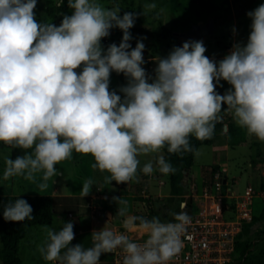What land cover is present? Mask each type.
I'll use <instances>...</instances> for the list:
<instances>
[{
  "label": "clouds",
  "instance_id": "clouds-1",
  "mask_svg": "<svg viewBox=\"0 0 264 264\" xmlns=\"http://www.w3.org/2000/svg\"><path fill=\"white\" fill-rule=\"evenodd\" d=\"M63 2L56 0V7ZM67 3L72 14L56 26L37 22V0H0V143L24 152L5 160V181L23 177L35 182L42 174L38 187L43 191L59 175L56 166L73 153L91 156V168L104 175L105 184L138 183L140 172L167 176L176 169L163 150L181 158L198 154L190 137L211 139L225 110L238 127L264 143V4L247 13V43H234L219 62L205 55L203 41H187L157 59L151 78L142 67L143 38L134 49L130 43L135 14L121 16L119 5L106 8L99 0ZM155 8V3L145 4L142 15ZM114 28L123 33L122 40L104 49L101 41ZM113 72L128 81L119 89L122 96L110 91ZM220 81L230 85L223 95L215 90ZM140 157L151 159L141 168ZM93 185L92 179L82 184V198ZM113 201L117 216L124 217L123 228L144 234L143 243L104 227L92 232L91 247L72 246L69 221L58 231L44 227L46 238L38 247L43 260L100 264L103 254L120 249L123 264H171L183 249L191 217L170 213L172 221L164 222L159 216L127 215L128 201ZM32 212L26 200L17 198L4 206L3 219L31 221Z\"/></svg>",
  "mask_w": 264,
  "mask_h": 264
},
{
  "label": "rangeland",
  "instance_id": "rangeland-1",
  "mask_svg": "<svg viewBox=\"0 0 264 264\" xmlns=\"http://www.w3.org/2000/svg\"><path fill=\"white\" fill-rule=\"evenodd\" d=\"M99 2L106 8L119 5L121 16L125 12H131L137 16L134 27L130 29L132 36L130 43L135 48L137 41L143 38L145 48L142 67L151 78L155 76L157 59L166 58L174 47L182 46L179 45V36L175 35L176 33L187 31L198 19L204 21L202 24L212 19L213 32L192 41H203L207 49L205 55L216 57L218 58L216 62H219L231 52L234 43H247L251 25V19L247 13L256 9L260 4H264V0H99ZM151 3H155L156 8L142 15L144 5ZM52 5H56V0H37L34 12L38 23L51 22L59 26L65 15L72 14L71 10L51 17L45 8ZM143 29L158 33L165 32V35L156 38L143 32ZM122 36L123 33L119 29H111L110 35L101 41L103 48L106 49L113 43L119 46ZM127 82L123 74L118 75L113 72L110 77V91H115L122 96L119 89L126 86ZM229 88V84L220 81L215 90L223 95ZM222 107L226 108V105ZM228 119L234 122L231 114ZM246 136L245 144L228 146L225 133H219L213 145L200 146L197 149L198 154L194 156L188 177L185 178L188 180L185 192L181 195L171 194L168 175H162L159 171H155L151 176L144 175L142 172L138 173L140 176L138 183L133 181L128 184H116L113 181L111 184H105L104 175L91 168L94 162L92 157L76 153H73L71 159L56 166L59 175L49 180L48 188L43 191L38 187V184L42 182V174H37L35 182L25 180L23 177L5 181L3 179L5 160L8 158L15 160L24 155V152L21 149H10L0 143V194L30 196L55 194L69 197L53 196L56 211L59 214L53 218L52 225L31 226L27 236L19 242L22 264H48L38 252V247L46 238L45 226L58 231L63 227V223L71 221L74 225L73 231L75 229L83 231L74 236L72 246L83 243L85 248L91 247V235L86 230L93 222L103 221V224L97 227V231L104 227L109 229L112 225L122 224L124 217L117 216L118 205L113 201V197H122L128 201L127 215L154 214L162 221L168 222L173 219L170 213L183 211L188 214L189 208L182 203L188 201L190 185L194 182L198 185L201 183L199 180L201 173L206 175L204 180L206 181L208 172L206 173L204 168L215 163L225 165L227 168L228 185L224 187L225 191L230 187L234 193L242 194L246 186L259 189L261 183H264V161L258 158L260 155L264 156V143L247 133ZM162 154L164 156V150ZM149 159L151 157H140V167L142 168ZM253 162H258L260 166L255 168ZM88 179L94 180V185L90 194L82 198L80 195L82 184ZM97 196H100L97 198L99 204H91ZM101 207L102 212H99ZM263 208L264 197H257L255 200L256 214L259 215ZM106 212L111 214L107 215ZM68 213L74 215L72 219H68ZM250 229L249 241L253 244L251 251L253 253L264 251V220L253 223Z\"/></svg>",
  "mask_w": 264,
  "mask_h": 264
},
{
  "label": "built area",
  "instance_id": "built-area-1",
  "mask_svg": "<svg viewBox=\"0 0 264 264\" xmlns=\"http://www.w3.org/2000/svg\"><path fill=\"white\" fill-rule=\"evenodd\" d=\"M210 174L199 185L196 182L190 185L188 201L182 203L189 208L191 224L182 236L183 249L171 264H230L237 236L257 215L255 200L264 197L263 190L246 186L242 194L234 193L230 187L225 191L228 181L223 171L211 169ZM94 198L91 204L98 205V196ZM73 216L68 213V219ZM109 229L128 235L133 242L143 243L147 239L140 232H128L122 224ZM106 255L105 264H123L122 250Z\"/></svg>",
  "mask_w": 264,
  "mask_h": 264
},
{
  "label": "trees",
  "instance_id": "trees-1",
  "mask_svg": "<svg viewBox=\"0 0 264 264\" xmlns=\"http://www.w3.org/2000/svg\"><path fill=\"white\" fill-rule=\"evenodd\" d=\"M47 13L51 17H55L57 14L70 12L67 0H64L61 7L56 5L45 8ZM156 38L164 37L165 32L158 33L152 31H145ZM133 48V47H132ZM134 49V48H133ZM216 61L213 58H209ZM223 119L216 123L214 135L211 139L203 142L196 140L194 137H190V143L195 150L202 145H211L219 133L226 134V142L229 146L243 145L246 143V131L238 127L234 122L228 119L226 111L221 113ZM224 125L227 126V130L224 131ZM195 154L185 153L183 158L175 154H169L167 149H164V158L175 169V173L168 175L170 192L172 195H181L185 192V185L188 180L185 179V173L190 172L193 165ZM261 160L264 161V158ZM216 169V168H215ZM261 188L264 191V183L261 184ZM24 199L31 205L34 217L33 220H25L24 222H8L3 219V208L10 201L14 202L15 199ZM55 198L51 195H2L0 194V262L1 264H22V260L19 254V242L27 236L28 230L31 226L35 225H52L53 218L59 213L56 211ZM143 216L147 219H151L154 214ZM61 217V216H60ZM264 220V208L260 211L259 215H256L253 220L244 225L241 232L236 238L235 247L233 252V260L230 264H264V251L253 253L251 248L253 244L249 241V234L251 232V225L255 222ZM91 235V233H89ZM80 243V242H79ZM76 244V243H75ZM83 246L84 244L81 243Z\"/></svg>",
  "mask_w": 264,
  "mask_h": 264
},
{
  "label": "crops",
  "instance_id": "crops-1",
  "mask_svg": "<svg viewBox=\"0 0 264 264\" xmlns=\"http://www.w3.org/2000/svg\"><path fill=\"white\" fill-rule=\"evenodd\" d=\"M204 21L202 20V19H198V20H196V22H195V24H202ZM209 58H213V59H215V60H217L218 58H216V57H209ZM226 111V110H225ZM226 114H227V116L228 117H230V113H228L227 111H226ZM225 139H226V134H225ZM214 142H215V140H214ZM214 142H213V144H214ZM227 143V142H226ZM212 144V145H213ZM228 145V144H227ZM229 146V145H228ZM262 158H264V156L263 155H260L259 156V158L258 159H262ZM253 164H254V167L255 168H258L259 166H260V164L258 163V162H253ZM215 168L216 169H219V170H221V171H223V173H224V175H225V177H226V180L228 181V178H227V168H226V166L224 165V166H221L219 163H215V164H212V165H210V166H207L206 168H204V170H206V173H207V179L210 177V170L211 169H214L215 170ZM208 170V171H207ZM205 173V174H206ZM205 178H206V175H203V173H201L200 174V176H199V180H200V182H204V180H205ZM206 179V180H207ZM262 184V183H261ZM255 190H262V188H261V185H260V188L259 189H255ZM96 194H98V193H96ZM52 196H59V197H66V198H69V197H67V195H55V194H52ZM103 196V195H102ZM73 198H75V199H79L78 197H75V196H73ZM98 198H100V196H98ZM105 198V197H104ZM107 198V197H106ZM103 199V198H102ZM103 200H105V199H103ZM111 201H112V198H111ZM99 212H102V207H101V209L99 210ZM107 213V215H110L111 213L110 212H106ZM113 217H114V215H113ZM103 221H98V222H93L92 224H91V226H90V228L88 229V230H86V232H90V233H92L93 231H97V227L98 226H100V225H102L103 223H102ZM77 229H75V231H74V233H75V236L76 235H79V234H81L83 231L82 230H79V231H76ZM107 260H108V257H107V255L106 254H103L101 257H100V264H105L106 262H107Z\"/></svg>",
  "mask_w": 264,
  "mask_h": 264
},
{
  "label": "water",
  "instance_id": "water-1",
  "mask_svg": "<svg viewBox=\"0 0 264 264\" xmlns=\"http://www.w3.org/2000/svg\"><path fill=\"white\" fill-rule=\"evenodd\" d=\"M213 32V20L209 19L204 24H193L187 31L183 33H176L179 36V45H183L184 42L199 39L203 35H207ZM227 130V126L224 125V131ZM188 177V172L185 173V178Z\"/></svg>",
  "mask_w": 264,
  "mask_h": 264
},
{
  "label": "bare ground",
  "instance_id": "bare-ground-1",
  "mask_svg": "<svg viewBox=\"0 0 264 264\" xmlns=\"http://www.w3.org/2000/svg\"><path fill=\"white\" fill-rule=\"evenodd\" d=\"M253 188V187H252ZM255 189V188H254Z\"/></svg>",
  "mask_w": 264,
  "mask_h": 264
}]
</instances>
